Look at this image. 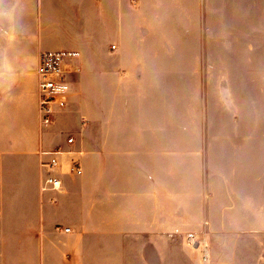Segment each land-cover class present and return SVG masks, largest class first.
Masks as SVG:
<instances>
[{"label": "crops", "instance_id": "obj_1", "mask_svg": "<svg viewBox=\"0 0 264 264\" xmlns=\"http://www.w3.org/2000/svg\"><path fill=\"white\" fill-rule=\"evenodd\" d=\"M13 8L0 26V264H153L155 235L197 231L208 210L185 89L203 86L212 42L242 63L261 54L264 0L0 4ZM59 49L80 57L68 106L42 126L38 57ZM250 68L228 71L247 81ZM57 148L62 187L43 190L42 151Z\"/></svg>", "mask_w": 264, "mask_h": 264}, {"label": "rangeland", "instance_id": "obj_2", "mask_svg": "<svg viewBox=\"0 0 264 264\" xmlns=\"http://www.w3.org/2000/svg\"><path fill=\"white\" fill-rule=\"evenodd\" d=\"M256 51L242 63L217 55L212 42L202 56L203 86L185 89L187 141L201 148L207 217L197 231L155 235L153 264H203L195 239L207 240L208 264H264V50ZM249 65L250 80H233L228 70Z\"/></svg>", "mask_w": 264, "mask_h": 264}, {"label": "built area", "instance_id": "obj_3", "mask_svg": "<svg viewBox=\"0 0 264 264\" xmlns=\"http://www.w3.org/2000/svg\"><path fill=\"white\" fill-rule=\"evenodd\" d=\"M136 1V0H132ZM115 47V46H113ZM75 56H79L78 51L70 50H44L38 57L37 66V93H38V111L40 123L49 125L53 117L62 109H65L71 93V83L68 79V62ZM68 60V61H67ZM68 143L74 142V137H68ZM44 154L49 155L46 161L41 162L43 180L41 188L43 190H58L62 187V180L58 176V165L60 155L63 152L61 148L44 150ZM74 171L80 170V165L74 166ZM70 228H65L69 231ZM194 245L201 249V258L203 264H208L211 259L208 242L205 239L193 240ZM198 242V243H197Z\"/></svg>", "mask_w": 264, "mask_h": 264}, {"label": "clouds", "instance_id": "obj_4", "mask_svg": "<svg viewBox=\"0 0 264 264\" xmlns=\"http://www.w3.org/2000/svg\"><path fill=\"white\" fill-rule=\"evenodd\" d=\"M0 4H3V0H0ZM11 18V20L15 19V9L13 8L10 11H4L3 9H0V26H2L3 21L5 18Z\"/></svg>", "mask_w": 264, "mask_h": 264}]
</instances>
